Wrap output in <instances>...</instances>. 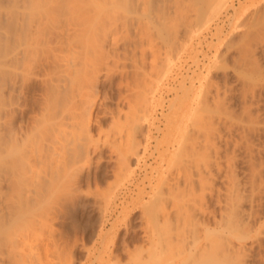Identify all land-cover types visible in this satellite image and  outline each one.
<instances>
[{
  "label": "bare ground",
  "instance_id": "obj_1",
  "mask_svg": "<svg viewBox=\"0 0 264 264\" xmlns=\"http://www.w3.org/2000/svg\"><path fill=\"white\" fill-rule=\"evenodd\" d=\"M151 1L152 0H30L31 3L30 6L22 7L24 8L23 9L24 12L25 9L29 8L28 10H30L31 8V11H28L29 12L28 19H25L22 11L21 13L18 11L20 16L18 18L17 23L15 22L16 24L14 23V21L17 19V17L14 21L13 18H10L13 17V15L6 16V18L3 17V19L0 18L2 19L0 20V22L1 23L3 22V25H1V27L4 29L2 32L3 35H1L2 41L0 40L2 45L1 51H2V62H3L2 64L3 65V72H2L3 105L1 106L2 109L1 111L3 114L2 116L3 125H2V130L0 131V148L3 150V156L1 162H3L4 173H0V180H1V174L3 176V179L8 177V173L11 169L10 163L14 160L12 159L13 158L12 155L14 154V153L12 154L13 150L18 149V151L16 152H20L19 150L21 149L22 153L30 154L31 152L32 155L33 148L35 149V147H37V150L36 152L33 153V155L35 153L36 154L33 156V159L32 157L30 159V162L31 164L33 163L32 164L33 166L29 168V170H31V168L33 169L34 167H36L37 171L39 172V174L36 173L35 175V177H38L39 180H38V184L36 182L38 187L34 186L35 189L36 188L37 189L33 194L34 195L33 198L35 199L34 202L36 204L35 207L37 209V210L34 209L33 214L36 213L37 215L36 214H34L35 216L33 214L30 215L32 216L31 218L35 217L34 219H36L35 220L36 222H34V219L30 218L29 212L27 210L26 212H28V215L27 214L25 215V216H29L28 219L31 220V222H27V224L31 225V223L33 224V222L34 224L36 223L35 226L34 224L31 225L34 226L36 229L34 230L35 233L33 231L34 240H32V238L30 239V236L29 239L26 238V240L27 239L32 240L30 243L33 244L32 246L33 254L31 255L36 260L34 261V263L36 262L37 264H72L69 255L62 249V247L60 249L59 247L60 245H58L55 237L53 236L54 234L50 232L51 230L50 219L53 211L51 209L44 207L45 206L44 198L47 197L49 194H51L54 189H57L59 187H64L65 189L66 187L69 188L75 187L77 189L81 185V181L85 179L83 172L85 170L84 165L85 162H87V160H90L89 159L90 157H88V155L91 149L96 151L101 150V148L104 147L103 145H106V143H108L109 147L111 146V148L114 147L117 148L118 145L123 144V141L121 143V140L123 138H126L125 141L126 143L124 142V145L126 146L125 148H123L124 146H122L121 148L122 153L120 151V154L124 155L120 157L122 159H119L121 160L122 163L120 164V161L117 160L119 161L117 163L120 164V168L121 167L123 168L121 169L124 171V173L120 168H118L119 169L118 173H120L121 171L120 173L121 175L124 174L125 176L126 175L130 176L133 172V169L130 167L132 166V164H130L131 161L126 162L127 158L130 157L128 154L129 152L138 153L136 149L140 144H142V141L138 139V134H141V132H145L146 134L148 132L147 127L145 125L147 124L146 120L148 118V108H149L148 107L149 98L147 95L148 92L146 91L148 89L147 78L145 76L144 78L141 77L143 79L141 81L142 93L140 92V94H138V99H136L137 100L136 102L140 108V112H137L136 115L134 116L129 115L130 113L127 114L128 118L126 119L127 120V124L125 125L126 129L125 128L122 129L123 128L122 125L118 124L120 123L119 118H117V120L114 118V125L113 124L110 125V126H114L115 128L113 130V128L111 127L112 128L111 132L113 133L112 139H110L111 133L109 131L111 128L109 127V129H107V131L109 130L108 132L104 130L105 131L104 134L106 136L104 142H102L104 136L102 135L103 136L102 140L100 139L101 137H99L100 133L102 134L103 128H101L102 130L100 129V133L98 132L99 135L98 137H95L96 134L94 135L92 131L94 129L93 116H92L93 106L97 95L95 96L92 95V93H89L88 91L90 89L87 91V87L90 86L91 81H93L94 78L93 74L95 75L99 70L98 69L97 72L95 73V69L97 68L96 64H100V63H102L103 65L107 64V61L105 59L103 63V58L105 55L104 51H106L104 50L105 45H109L108 46L110 47L109 51L111 50L114 52L115 50H117L115 49L117 47V43L119 42V41L117 42V40L120 33H122L119 32L120 31L119 29H117L119 24L120 26H124L121 28L125 29V27H127L128 30L129 29L133 30L135 32L134 34H136L135 36L137 37L138 40L136 38H133L132 41H130L131 38L129 40L127 34L122 33L121 34L122 38H123V34L124 35L126 34L124 38L125 40H127V42L129 40V43L131 42L133 43L135 42L134 41L135 39L136 41H140L137 42L139 44L145 41V39L147 42V38L150 40L149 36H151V33L148 32L150 33L149 35L146 33L145 30L149 28L148 26H150L151 24L148 23L149 22L151 23V19H153L154 17L153 15L150 14L151 11L150 13H148L149 11L146 9L148 12L144 13V11L142 12L140 9V11L143 13V15L141 16L135 13L134 14L124 13L125 15L120 14L122 16L118 18L116 17V15H111L110 13H108L109 8L111 7L112 9L114 6L123 8L127 5H131L132 7V5H134L135 3L136 6L138 7L141 6L143 7L142 9H144L146 8L147 5L148 8L150 7ZM181 2L183 3L182 5ZM24 3H26V0L23 1V4ZM174 3H176L177 5L180 4L181 8L180 7L178 8L182 10L178 8H174V9L175 10L178 9L176 10V12L178 11V15L181 12L183 20L184 18L187 20L186 22L187 24H184L182 30L180 27L178 28L177 26L179 25L177 24L179 20H180L179 22L183 21L181 20L182 17L179 16V18L181 19H179L178 21L176 20L177 25L175 23H172L177 26V29L176 28L174 29L173 35H172V31L168 30V32L170 31V34L172 35V41L176 42V39H178V36L181 33L184 32L195 33L201 28H203L206 24H208V22H210V20H212L213 17L220 12L221 8L225 3V0H176ZM122 4L123 6H121ZM129 7L130 6H128L127 8ZM131 7L128 12L135 10L133 9V7L131 9ZM174 7H176V5ZM114 9H112V11L114 10V12L115 11L118 12L115 7ZM123 9L125 10L126 8ZM137 10L138 9H136L135 11ZM251 12H253V10ZM254 12L256 13L255 15L257 16L254 18V20L248 22L247 28L244 29L245 31L243 30L244 35L242 34L243 35L242 37L245 36L248 42L252 41L253 43H255L256 44L255 46H257V48L259 47L260 49H264V5L263 7L261 6L259 10L257 9V12L256 11ZM6 14H8V12ZM176 14L177 13H175V15ZM157 15L158 14H156L155 16ZM171 15H170L171 18L176 17V16L172 17ZM250 16H252V14ZM188 17L191 18V19L189 18L190 19L189 23H188ZM171 18H169V20ZM160 20L161 17H159L157 21L159 22ZM49 23L51 25V29L47 33L46 26ZM146 23L148 24V26ZM182 23H184V21ZM13 24H15V26H13ZM143 25H146V27L148 28L144 29L145 27ZM142 26L145 32L141 30ZM116 29L119 30L118 31L119 35L117 34L118 36L116 35V31H117ZM168 29H171V27H169ZM123 30L121 29V31ZM30 31L33 32L35 31L36 34L35 36L37 37L42 36L40 38L42 41L36 39L41 42L40 43L41 46L39 45V42H36L35 40L33 41V39L37 37L34 36H32L33 38L32 37L30 38L29 36L27 37L28 32ZM133 31L131 32V35ZM12 32L13 33L15 32L13 34L15 35L14 44H13L14 41L12 42ZM33 32L30 33L32 34ZM40 33L41 35H39ZM143 33H146V35L149 36H147L146 38L144 37ZM26 37L30 38V40L32 39V41L35 42L33 45H38L36 48L34 47V49L36 50L34 51L35 52L34 55L33 53L32 54L30 53L31 51H33L32 50L33 47L32 48L29 47L31 48V51H29V48L27 47L28 49L27 51L29 52V54L33 55L34 57L33 58L34 68L36 69V67L37 68L43 67L45 69V73L43 72V75H41L42 73L40 74V72L38 71L39 72L38 74L42 76L41 78L39 76L38 77L40 78V82L43 86L42 87L43 92L41 95L43 96L42 98L43 103L40 102L42 104V108L40 107L41 111L37 113L35 111L34 115L32 114L34 113L33 111L30 114L32 116L29 115L28 117L25 116L26 111L24 107H26V105H23V107H21L20 104L23 103L20 102L19 104V102L14 99L17 95L14 96L13 94L15 93H13L12 91L15 87L14 85L15 80H13L12 78L13 74L15 75L16 78L20 77L21 80L23 78V81H25L24 79L25 75L23 76L24 73H20L19 71L16 72L12 71L13 68L12 64L16 63L14 65L17 66L18 64L20 65V63L22 62L25 63V60L28 59L26 53L27 51L25 47L29 46L31 42ZM25 40L26 42L28 41L29 42L26 43ZM149 40H148L149 43L148 45H146V48H148L149 46V48L151 49L150 51H154L152 50V46L150 47L151 40L150 41ZM23 43H25V45ZM134 44L136 47L142 44L144 45L146 43L143 42L142 44L139 45L133 43L132 45L134 46ZM31 45L32 44H30V46ZM141 47L142 46H140V48ZM137 48L138 50L140 49L139 47ZM133 49L136 50V48ZM158 49H155V52H158L159 55L161 50ZM140 50L142 51L143 48H141ZM171 50L166 51L165 49L166 54L168 52V54L171 55V53L169 52ZM131 53H133V50ZM141 54H145L144 50L143 53L141 52ZM155 54L154 56H156V58H154L155 60L152 59L154 61L152 62L151 65L152 70L150 72V75H154L156 72L159 73L160 72L159 69L163 70V67L165 66L163 64H166V68L164 67L165 69L162 75L167 76L170 70L169 61H168L170 60L169 58L170 56L168 55L166 56L165 54L166 57L165 60L164 56H162L163 58H161L160 55L158 56L157 54L156 55ZM129 55L132 56L131 54ZM31 57L29 61H31ZM134 57L137 58V56ZM117 60L118 59L116 58V61ZM135 61L132 62L134 63ZM117 63L118 62H116V64ZM106 67L108 68V64L106 65ZM111 67L109 68L111 69ZM141 67L143 68V65ZM141 67L138 71H141L142 69ZM18 70L23 71V68L22 69L18 68ZM26 71L28 70L26 69ZM30 71H28L27 73H29ZM106 71H109V69H107ZM142 72L143 71H141V73ZM158 73L155 74L157 75L156 77H158V75L160 74ZM33 74L31 73L29 75H33ZM204 75L205 74L202 75L198 73L197 81L195 80L196 78H191L192 80L191 79L189 80L191 81L190 82L191 84H189V86L185 85L183 82L184 85L181 84L182 87L180 88L181 93H179V91H176L177 94L175 95V98L171 103H169L168 106L170 110L165 112L166 113L165 124H166L167 132L171 131V127H173L172 128L173 131L175 130L174 132L177 133L176 136H174V141H175L174 152H180L184 161L185 174L183 173L184 176L182 177L183 178L182 182L193 191L197 189L196 185H199L198 188L200 189L201 192L200 193L197 191L199 193V194L196 193L198 196L195 195L193 196V198H191V195H193V193L190 195L189 192L188 194L190 195V198H188V196L186 198H181V196L179 198H172L173 195L171 198H167V197L165 198L164 196L165 194L163 195L164 198L163 200L161 199V201H164V205L163 203L161 204V206L163 205V208L161 209L163 210L161 211V213H163L161 214L163 215L162 221L164 220L165 222L168 219H170L169 217L170 212L171 211L174 212L176 227L177 230H179V233L177 234L179 235L178 237L179 239L177 238L178 240L177 246L179 247L180 250L179 258L172 259L171 261L169 260L167 263L165 262V264H264V143H263L264 113L261 107L263 102L262 97L264 94V69L262 70L259 69L257 66H253L251 72H240L239 74L237 73L236 78L238 80L241 79V81L243 82L241 90H239V93L241 91L240 95L242 96L241 97L242 111L240 112L241 114L235 113L233 108H231L230 106L228 107V105L226 106L221 104V101L219 99L221 90L218 83L215 81L217 83L215 84L214 79L212 80L211 75H210L211 77H209L208 80L204 78L205 77ZM152 78L153 77H150L151 81L154 79ZM194 80L198 82V84ZM153 82L155 84V80H153ZM89 83L90 85H88ZM93 85H94V81H93ZM21 86L19 89L16 88V90H22ZM224 92H226V90ZM224 97L226 98V96ZM120 111L121 110H119V112ZM171 113L174 114L173 117L175 118L173 122L171 121ZM15 118H20L18 123H14L13 120ZM189 121L190 123H188ZM116 124L117 126H119L118 128ZM116 134H118V136ZM119 134L122 135L121 137L122 139L120 138L119 139L120 143L117 144V142L114 141L117 139V137L119 138ZM114 143L117 144L116 145L117 147L113 145ZM116 152L119 151L116 150ZM10 155L12 158L10 157ZM10 158L12 160H10ZM241 158L244 159L250 165L249 175L247 176V178H244L246 179L245 181L243 180L241 181V179H239L238 174H236L235 172L236 169H234L235 162H237L238 159ZM138 159L139 158L135 157V160L133 161H136L138 163ZM19 162L18 163L15 162L14 165L15 164L19 165ZM122 165L125 167H123ZM13 167L16 168L15 166ZM36 168L34 169L36 170ZM44 168L46 169L45 171L46 174L42 176L40 172L41 169L45 170ZM38 169H40V171ZM17 170L19 171V168ZM35 170L33 171L34 173ZM181 172H183V170H181L180 173H178V176L176 177L175 181L173 180L171 181V179L165 177L167 178L166 180H164V182L167 184L166 185L164 183V185L167 186V189L165 188L166 189L165 192L168 194V196L169 194L172 193V188L174 183H175V189L177 186L179 187L181 181V176H179V174H181ZM14 174L15 171L13 175ZM27 176L32 179V177H30L31 175H27ZM41 176L42 179L39 178ZM217 179L221 181V183L215 185L214 181ZM85 180H87V178ZM7 181L5 183H7ZM28 184H30V182ZM115 184H113L114 185L113 188H109L110 189L109 194L113 195V197L114 195L116 196L118 189L121 187ZM186 186H184V189L187 188ZM205 187H209V189L208 188L206 189L209 190V194L211 195V198H207L206 193L202 192L205 189ZM177 190H175V192H177ZM3 192H5V190ZM13 192L15 191L13 190ZM0 194L3 195V193L1 192ZM184 194H186V192ZM5 195H3L2 197H4ZM212 195L215 198H212ZM6 196L8 197L10 195L7 194ZM10 198L12 197L10 196ZM18 199L15 198V201L16 202L20 201V198ZM111 199L114 200L115 198H111ZM106 200H108V198ZM140 200L141 198H135L133 200V203H135L136 201L138 202ZM6 201L8 202V199H6ZM9 202H12V204L16 203L14 202L13 199L12 201L9 200ZM160 203L161 202H159V204ZM7 204L8 205H6L5 203L6 205L5 207L8 206L7 208L10 209L12 204L11 203H7ZM9 204L11 205L10 207ZM17 204L18 203L13 205L15 209L13 207H12L13 209L11 208L14 212L11 211L7 213L8 215L11 213L10 214L11 216L14 213V215L12 216L13 218L11 216H7L11 218L10 221L12 219L16 220V218H18L17 219L18 221H20L22 218L23 220L26 219L22 215L23 217H21V219L19 220L21 216L20 213L24 212L26 207H24L25 206L24 205L23 207H21L22 208L21 209L18 207L19 205ZM16 205L19 208L18 211L16 209L17 207H15ZM147 207L148 206H146V208ZM2 208L3 207L1 206L0 211L4 209ZM6 210L8 212V209ZM150 210L154 212L156 209H154L153 211V208L152 209L150 208ZM150 210L146 209V211H148L147 214H149ZM122 212H125L127 215L129 209H127V207L124 206L122 208ZM122 212L120 211V213ZM173 212H171L172 215ZM16 213L19 214V216L18 215L16 216L15 215ZM1 215L2 214L0 213V217H2ZM99 215H101V212ZM145 216L142 217L145 218ZM148 216H146L147 219L145 221V224H147L148 228L147 227L145 228L144 226V230L147 229L146 232L144 231V233H146L147 235V240H149L150 244H152V243H156L155 240L156 232L154 226H156L155 224H159V223H157L158 221L156 222L155 220L156 218L154 219L155 220L154 223L152 221L153 218L149 216V218H152L150 220ZM153 217L155 216L153 215ZM116 221H114V225L117 224ZM4 222L5 220L3 221V223L0 222V225L2 223L1 225L2 228H4L3 227L5 225ZM8 223L14 224V222H9V221ZM171 223H173V220ZM174 225L175 224H173L172 226ZM9 226L12 227L11 224ZM9 226H8L9 229L7 230H10L11 227ZM6 227L7 226L5 225V228ZM2 228L0 229L2 231L1 236H3L4 234L3 232H5L2 230ZM21 230L23 231V228H20V231ZM5 235L7 234L5 233ZM10 235H7V239H10L9 242L12 241L14 243L15 241L11 239ZM28 235H32V234H28ZM157 236H158V232H157ZM24 237L26 236L24 235ZM0 238L1 239L3 238L4 239L3 241L6 240L5 239L6 237L5 238L0 237ZM106 240H107L106 237H104V241ZM22 241L23 244L25 241L24 239ZM1 243L2 242L0 241V245ZM5 244L1 245L0 248L3 247ZM10 244H7V246ZM8 248L6 247L5 249L9 251ZM32 248L30 249L32 250ZM1 249H2L1 251H3V248ZM103 249L100 250L99 248L100 251L99 252L97 251L98 253L94 256V260L96 262L95 264H103L109 261L108 258L111 257V255L107 253V256L108 255L109 256L107 257V260H104V254L106 253H103ZM154 249L156 250L155 247ZM11 251L9 252L12 253ZM27 251L30 252L29 249ZM16 255H21V254H16ZM169 256L170 255H168V257H165V259L172 257ZM9 258H12V262L14 261L13 256L12 257L10 256ZM27 258H29V254ZM163 260L161 261L162 264L164 262ZM19 261L21 260H18V263ZM155 262L152 261L151 263H155ZM161 262L159 261L156 263L159 264Z\"/></svg>",
  "mask_w": 264,
  "mask_h": 264
},
{
  "label": "rangeland",
  "instance_id": "obj_2",
  "mask_svg": "<svg viewBox=\"0 0 264 264\" xmlns=\"http://www.w3.org/2000/svg\"><path fill=\"white\" fill-rule=\"evenodd\" d=\"M23 1H25V0H2V1H0V18L3 19V17L6 18V16L13 15V17H10V18H13V21H14L17 17V19L14 21V23L15 22L17 23L18 18L20 16L19 12L21 13V11H22L25 19H28L29 18V12L28 11H31V8H30V10H28L29 8L25 9V12H24V10H23L24 8H22V7L23 6H30L31 3H30V0H26V3L23 4ZM175 1L176 0H162V1L161 0H152L150 3L151 5L149 4L150 7L148 8V5H147L146 8H144V9H142L143 7H141V6H139V7L136 6L135 3L133 2L134 3V5H132L133 9H135V10L138 9V10L137 11L132 10L131 12H128L130 10L131 5H127V6L123 7V8H126L125 10L122 7L114 6L118 12H116V11L114 12V10H115L114 7L112 8V9H114L113 11H112L111 7L109 8L110 11L108 10V13H110L111 15H116V17H118V18H120V16H122L120 14L125 15L124 13H133V14L135 13V14H138L141 16V15H143V13H142L143 11H144V13H146L148 11H149L148 13H150V11H151L150 14L154 16L153 19H151V23L150 22L148 23L151 25L148 26V24L146 23L149 28L146 27V25H143L145 27L144 29L148 28L145 30L146 33L149 35L151 33V36L146 35V33H143L144 37L147 38V36H149L151 41L147 38V42H146V39H145V41H143L146 44L143 45L142 44L143 42H142V43H139L142 45H139L137 42H140V41H136L134 39L135 42H133V43H136V45H139V46L135 47V44L133 46L132 45L133 43L132 42L129 43V40H130V38H131L130 41H132L133 38L137 39V37L135 36L136 34H134L135 32L133 30H130V29L128 30L127 27H125V29L121 28L124 26H120V24H119L120 27L118 26L117 29H119L120 31L116 29L117 30L116 35L118 34V31L122 32V33H126L127 37L129 38L128 42L124 38L126 34L125 35L123 34V38H122V36H121L122 33H120V35L118 34L119 37L117 40V42L118 41L119 42L117 43V47L115 48L117 50H115L114 52L111 50L109 51V48H110V47H108L109 45H105L104 50H106V51H104L105 55L103 58V63L106 60L107 64H108V68L106 67L107 64L103 65L102 63H100L102 66L100 64H96L97 68L95 69V73L97 72L98 69L101 71L98 70V72L95 75L93 74L94 85H93V81H91V85H90V83L88 84L90 86L87 85L88 86L87 91L90 89L88 91L89 93H92V95H95V96L97 95L94 106H93V115L92 116H93V128L94 129L92 131H93L94 135L96 134L95 137H98L99 136L98 132L100 133V129L103 128V130L101 129L102 134L100 133L99 137H101L100 139L102 140V137L104 136L103 141H102V142H104V139H106L104 132L107 131V129H109V127L110 128L112 127L113 130L115 129L114 126H110L112 124L114 125V118L116 120H117V118L120 119V123H118V122H116V123L122 125L123 128L120 126L122 129H124L126 127L125 126L127 124L126 119L128 118L127 114L130 113L129 115L134 116V115H136L137 112H140V108L136 102L137 101L136 99H138V94H140V92L142 93L141 81L143 80L142 78H144V76H145L147 78V82H148V84H147L148 89L146 91L148 92L147 95L149 98L148 99V101H149L148 118L146 120L147 124H145L148 132L146 133L147 135L145 134V132H141V134H138V139H140L142 141V144H140L138 146V148L136 149L138 153L129 152V154H128L130 157L127 158L126 162L131 161L130 164H132V166H130V167L133 169V172L130 176L129 175L125 176L124 174L121 175L120 174L121 171H120V173H118L119 172L118 168H120V164L122 163L121 160H119V159H122L120 157L124 156V155L120 154V151L122 153V149H121L122 146H124L123 148H125V146H126V145H124L126 138L122 139L121 138L122 135H120V134H119V138H118L117 137L118 134H116L117 135L116 137L118 140L115 138L116 140L114 142H117V144H119L120 138L122 139L121 143L123 141V144L118 145V147L116 146L117 144H115V143L113 144L117 148H115V147L111 148V146L109 147V144L106 143V145H103L104 147L101 148L102 152H101V150L96 151V150L91 149V151L89 152V155H88V157H90L89 158L90 160H87V162H85V165H84L85 170L83 171L85 179L87 178V180L83 179L81 181V185L77 189L75 187H73L74 189L72 187H70L72 189H70L69 187H66V189H67V191H66V189L64 187H59L57 189H54L51 194H49L47 197L44 198V205H45L44 207L51 209L53 211L51 219H50V225H51L50 232L52 234H54L53 236L55 237L58 245H60L59 246L60 249L62 247V249L69 255V257L72 261L71 262L72 264H95L96 262L94 260V256L103 248H104L103 253H106V254H104V260H107V257L109 255H111V257L108 258L109 261L105 262L103 264H110L111 262H112L111 264H150L152 261L153 262H155V261L161 262L163 259H165V257H168V255H170L169 257L172 256L171 258L163 260L164 261L163 264H165V262L167 263L169 260L171 261L172 259L180 257L179 256L180 250H179V247L177 246V244H178L177 238L179 237V235H177V234L179 233V230H177V227H176L175 215H174V212L171 211V212H173V215L170 212V216H169L170 219H168L165 222H164V220L162 221L163 215H161V214H163V213H161V211H163V210H161V209L163 208L164 201H161V199L163 200L164 196H165V198L166 197L171 198L172 195H173L172 198H179L180 196H181V198H186L187 196H188V198H190V195L192 193H193V195H191V198H193V196L199 194L198 192H200V189L198 188L199 185H196L197 189H195L194 190L195 192H194L193 190L188 188L182 182L183 181L182 177L184 176L183 173L185 174V166H184L183 157L180 154V152H174V149H175L174 136H176L177 133L174 132L175 130L173 131V129H172L173 127H171V131L167 132L166 124H165L166 123V118H165L166 113L165 112L170 110L168 108L169 103H171L173 101V99L175 98V95L177 94L176 91H179V93H181L180 88L182 87L181 84H183V82L185 85L189 86V84H191L190 83L191 81H189V80L191 78H196L195 80L197 81V75H198V73H200L202 75L205 74L204 78L206 80H208V78L212 76V80L214 79V82L216 81L218 83L220 90H221L220 98H219L221 101V104L226 105V106L228 105V107L230 106L231 108H233L235 113L241 114L240 112L242 111V98H241L242 96L240 95L241 91L239 93V90H241L243 82L241 81V79L238 80L236 78L237 73L239 74L240 72H251L253 66H257L259 69H262V70L264 69V49H260L259 47L257 48V46H255L256 45L255 43H253L252 41L248 42V40H246L245 36L242 37L244 35L243 30L247 28L248 22L251 20H254V18L257 16V15H255L256 13L254 11L257 12V9L259 10V8H261V6L263 7L264 0H225V3L223 5V7L221 8L220 12L217 13V15H215L213 17V19L210 20V22H208V24H206L203 28H201L200 30H198L195 33L194 32L193 33L192 32L191 33L190 32H186V33L180 32L181 34L178 36V39H176V42H173L172 41V35L174 32V29L175 28L177 29V26H178V28L180 27L182 29L184 27V24H187L186 23L187 20L185 18L183 20L181 12L179 13V15H178V11L176 12V10L180 9L181 7H180V4L177 5L176 3H174ZM170 3L171 4L173 3V4L171 5ZM168 4H169V6H168ZM182 4L183 3L181 2V5ZM173 5L174 6L176 5V7H174ZM121 6H123V4ZM128 6H130V7L127 8ZM132 7H131V9H132ZM171 7L173 8V11H172ZM178 7H180V8H178ZM174 8H178V9L175 10ZM140 9L142 12L140 11ZM251 9L253 10V12H251L252 11ZM180 10H182V9H180ZM7 12H8V14H6ZM114 13H116V14H114ZM155 13L160 15V16H158V15L155 16L156 15ZM171 13H172V15H171ZM175 13H177V14L175 15ZM251 14H252V16H250ZM161 15H163L164 17ZM170 15L172 17H175V16L176 17L171 18ZM179 16L182 17V19L179 18ZM159 17H161V20L159 21L161 23H159L157 21L159 19ZM249 17H252V18H249ZM169 18H171L170 20H172V19L173 20L170 21ZM189 18L190 17H188V23H189V20L191 19V18L190 19ZM2 19H0V20H2ZM179 19L183 20L184 23H182L183 21L179 22L180 21ZM176 20L177 21L179 20V21L177 22ZM13 21H12V23H13ZM176 22L179 25H177ZM172 23H175L177 26L172 24ZM15 24H13V26H15ZM1 25H3V22L2 23L0 22V32L2 33L4 29L1 27ZM143 26H142L141 30L143 32H145L143 29ZM169 27H171V29H168ZM172 27H174V28H172ZM50 29H51V25L49 23L46 26V32L48 33ZM121 29L122 30L124 29V30L121 31ZM168 30L172 31V35L170 34V31L168 32ZM132 31H133L132 35L134 34L133 36H135V37H133L131 35ZM240 31H241V34H240ZM30 32H33V31H30ZM30 32H28L27 37L28 36L30 38L32 36L37 37V36H35L36 35L35 31L32 34ZM148 32H150V33H148ZM1 33H0V36L3 35V33L2 34ZM14 33L12 32V42L14 41L13 44L15 43V38H14L15 35H13ZM39 35H41V33ZM128 35H131L132 37L128 36ZM41 37L38 36L37 38H34L33 41L35 40L36 42H39V45H40L41 42L39 40H41L40 39ZM1 38H2V36L0 37V40L2 41ZM30 38H27V39L30 40ZM128 38H126V39H128ZM36 39H39V40H36ZM179 39L181 40V43H180ZM148 40L151 43L150 47L152 46V50H154V51H150L151 49L149 48V46H148V48H146V45H148V43H149ZM1 41H0V131L2 130V125H3L2 124L3 123V120H2L3 114L1 111L2 110L1 106L3 105V103H2L3 102V96H2L3 95L2 94V72H3V65L2 64H3V62H2ZM33 41L31 39L30 44H32V45L30 46V44H29V46H26L25 49L27 51L28 50L27 47L28 48L33 47L32 48L33 51H31V48H29V51H31L30 53L31 54L33 53V55H34V53H35L34 51H36L34 49V47L36 48L38 45H33L35 43ZM25 42H26V40H25ZM28 42H26V43H28ZM174 43H177V44H174ZM23 44L25 45V43H23ZM36 44H38V43H36ZM129 44H131V45H129ZM153 44L156 46H154ZM171 44H173V45H171ZM126 45H128V46H126ZM140 46H142L141 48H143L145 54H141V52L143 53V50L142 51L140 50L141 49ZM169 46L171 47V49L173 46V49L171 50ZM129 47L133 50V53H131L132 50ZM137 47H139L140 49L138 50ZM133 48H136V50ZM145 49H146V51H145ZM155 49L161 50V52L159 51L160 52L159 55L161 58H163L162 56H164V59L166 58L165 57L166 51L171 50V51H169L171 53V55L168 54V52L166 54V56L167 55L170 56L169 57L170 60H168L170 70H169L167 76L162 75V73H164V69L166 68V64H163V65H165L164 66L165 68L163 67V70L159 69L160 74L158 72L155 73V74H157V73L159 74L158 77H156L157 75H155V74L150 75V72L152 70L151 69L152 62L155 60L154 58H156V56H154V54L156 53L158 55V52H155ZM165 49H166V51H165ZM162 51H163V53H162ZM119 52H120V54H119ZM26 53H27L28 59L25 60V63L22 62V63H20V65L18 64L17 66H15L14 64H16V63H14V64H12L13 68H12V66H11V68H12V71H14V72L19 71L20 73H24L23 76L25 75V78H24L25 81H23V78L21 80L20 77H17L18 78L17 79L14 74L12 75L13 80H15L14 81L15 87L12 91H13V93H15V94H13L14 96L17 95L14 99L16 101H18L19 104H20V102L23 103V104H20L21 107H23V105H26V107H24V109L26 111L25 116L28 117L31 114V112H33V111H34V113H32L33 115L35 114V111H36V113L41 111L40 107L42 108L41 103H43V99H42L43 96H41L42 92H43V88H42L43 86L40 82V78L42 77L41 75H43V72L45 73V69L43 67H41V68L36 67V69H35L34 65H33L34 64L33 55L29 54L28 51ZM125 53H127V54H125ZM151 53H154V54H151ZM129 54H131L132 56H130ZM112 55H113V57H112ZM134 56H137V58ZM30 57H31V61H29ZM116 58L118 59L117 61H116ZM152 59H154V60H152ZM131 60L132 61L136 60V61L133 63ZM26 61H27V63H26ZM115 61L118 63L116 64ZM112 63H115V64H112ZM140 64L143 65V68L141 67L142 65H140ZM98 65H99V68H98ZM196 65H197V67H196ZM104 67L109 69V71H106L107 69ZM109 67H111V69ZM140 67L142 68L141 71H143L142 72L143 74L141 73V71H138L140 69ZM18 68L19 69L23 68V71L18 70ZM24 69H25L26 73L24 72ZM26 69L28 71H30V70L31 71L29 73H27L28 71H26ZM34 71H36V72H34ZM38 71L40 72V74L41 73L42 74L41 75L38 74L39 73ZM31 73L32 74L35 73V74L29 75ZM36 74H38V75H36ZM160 75H161V78H160ZM150 77L154 78V79L153 78L152 79L155 80V84H154L153 80L151 81ZM33 81H35V82H33ZM22 82H25V83H22ZM216 82H215V84H217ZM196 83L198 84V82H196ZM16 84H17V86H16ZM21 85H24V86H21ZM20 86H21L22 90H16V88L19 89ZM225 90H226V92H224ZM231 90H233V91H231ZM40 92H41V94H40ZM224 96H226V98ZM228 100H230V101H228ZM262 101L263 102H262L261 107H262V111L264 113V104H263L264 103V94L262 97ZM119 110H121V111L119 112ZM173 115L174 114L171 113V121L172 122L175 119L173 117ZM30 116H32V115H30ZM19 120H20V118H15L13 121H14V123H18ZM94 121H95V123H94ZM188 123H190V121ZM116 126H117V124H116ZM118 127L119 126H117V128ZM112 128L110 129V131L108 130L111 133L110 139H112V134H113L111 132ZM96 130H97V132H96ZM263 140H264V137H263ZM263 143H264V141H263ZM113 145H112V147H113ZM119 147L121 150L119 149ZM33 150H32V155H31V152H30V154L22 153L21 149L19 150L20 152H16V151H18V149L13 150L12 154L13 153L14 154L13 155L11 154L13 156V158L11 157V155H10V157L16 161L13 160L10 163L11 169L8 173L7 178L3 179V176L1 174V180L2 181L0 180V192L3 193V195H5V192H6V195L7 194L10 195L12 198H10V196L7 197L6 195L4 197H2L3 195L0 194V203L4 202L3 203L4 205L3 204H0V205L4 209L5 208L8 209V212L6 209L4 210L3 208H2L3 212L0 211V213L2 214L1 216L3 217V215H4V217H5V219H4V217L3 218L0 217V222L3 223V221L5 220L4 223L7 226L5 228V225H4L3 226L4 228H2V226H1L2 223L0 225L2 230L5 231V232H3L4 233L3 236H1L2 231L0 230L1 231L0 237H4V238L6 237L5 241H3L4 240L3 238L2 239L0 238V241L2 242L1 245L6 243L3 247H1V248H3V251H1L2 249L0 248V256H1L0 257V264H25V263L29 264L30 262H31L30 264L36 263V262L34 263V261H36L35 258H33L31 255V254H33V248H32L33 244L30 243L32 240H34V233H35L34 230H36L34 227L36 225V223L34 224V222H36L35 221L36 219H34L35 217L31 218L32 216H30V215H32L34 212V209H36V207H35L36 204L34 202L35 199L33 198V196H34L33 194H34L35 190L37 189V188L35 189V187L36 186L38 187L37 184H38V180H39L38 177H35L36 173L39 174V172L37 171V168L34 167V168H36V170L34 168L33 169L31 168V170H29V168L31 166H33L32 165L33 163L31 164L30 159H31V157L33 159V156L36 154L35 153L33 155V153L36 152L37 147H35V149L33 148ZM116 150L119 152H116ZM136 154H137V156H136ZM2 156H3V150L0 148V169H1L0 173H4L3 162H1ZM135 157L139 158L138 163L136 161H133V160H135ZM11 158H10V160H12ZM117 160L120 161V164L117 163V162H119ZM17 161L18 162L20 161L19 165L17 164L18 166L16 164L14 165L15 162L18 163ZM177 161H178V163H177ZM21 162H22V165H21ZM174 162L177 164H175ZM117 164H118V166H117ZM124 165H125V163H124ZM234 165H235L234 169H236L235 172H236V174H238L239 179H241V181L242 180L245 181L246 179H244V178H247V176L249 175V171H250L249 163H247L244 159L241 158V159H238V161L235 162ZM13 166H15L16 168H14ZM20 166H21V168H20ZM123 167H125V166H123ZM18 168H19V171L17 170ZM22 168L24 169V171ZM34 170H35V173L33 172ZM38 170L40 171V169H38ZM181 170H183V172H181V174H179V176H181L180 185H179V187L177 186L175 189V183H174V185H173L174 189L172 188V193L169 194V196H168V194L165 192L167 189V186H166L167 184L164 182V180H166L168 178V179H171V181L172 180L175 181L176 177L178 176V173H180ZM11 171L13 173L15 171V174L13 175V173ZM26 171H28V172H26ZM45 171H46V169L45 170L41 169L40 173L42 176L46 174ZM116 171H117V173H116ZM30 172H31V174H30ZM122 172L124 173L123 170H122ZM116 174H117V177H116ZM27 175H31L30 177H32V179L29 178ZM118 175H119V178H118ZM42 176L39 178L42 179ZM120 176H121V178H120ZM165 177H167V178H165ZM6 181H7V183H5ZM29 182H30V184H28ZM36 182H37V184H36ZM115 182L117 185H119L121 187L118 189L116 196L114 195V197H113V195L109 194L110 193L109 188H113L114 187L113 184H115ZM164 183L166 185H164ZM220 183H221V181H219L218 179L214 181L215 185L216 184L218 185ZM163 185H164V187H163ZM184 186H186L188 189L186 187L185 188L187 190L184 189ZM206 188L209 189V187H205V189H204L205 191L203 190L202 192L206 193L207 198H211V195L209 194V190ZM4 190H5V192H3ZM13 190L15 192H13ZM55 190H56V192H55ZM175 190H177V192H175ZM10 191H12V192H10ZM107 191H108V193H107ZM178 191H180V192H178ZM163 192H165V193H163ZM185 192L187 195L184 194ZM188 192L190 195L188 194ZM181 194H183L184 196ZM16 196H18V197H16ZM197 196H196V198H197ZM15 198H17V199L20 198L21 202L20 201L16 202ZM107 198H108V200H106ZM109 198L110 199L115 198V199L110 200ZM135 198H141V200L133 203V200ZM212 198H215V197L212 195ZM6 199H8V202L6 201ZM12 199L14 200V202L18 203L17 205H19L18 206L19 208L23 207L24 205H25L24 207H26L25 211L22 212L24 214L19 212L21 215L19 220L23 216L26 218L24 220L22 218L21 219L22 221L20 220L21 222L17 220L18 218H16V220L12 219L10 221L11 218L7 217V216H11L10 215L11 213L9 215L7 213H9L11 211L14 212L12 209L14 208L13 205H15L16 203L12 204V202H9V200L12 201ZM106 201H108V202H106ZM159 202H161V203L159 204ZM5 203H6V205H8L7 203H11L12 206L9 204V207L11 206L10 209L12 207L13 208L10 210L9 208H7L8 206L5 207L6 206ZM19 203H22V204H19ZM162 203H163V205L161 206ZM17 205L15 207H17ZM1 206H0V210H1ZM101 206H102V208H101ZM124 206H126L127 209H129V212L127 213V215L125 212H122V208ZM146 206H148V207L146 208ZM18 207L16 208L17 211L19 209ZM157 207H159V208H157ZM145 208L147 210L148 209L150 210V208L151 209L153 208V211H154V209H156L157 211L155 210L154 212H152V210H150L151 212L149 211V214H147L148 211H146ZM26 210L29 212L30 218L34 219V222H33L34 226H31V225H33L32 223H31V225L27 224V222H31V220L28 219L29 216H25L26 214L28 215V212H26ZM119 210L122 213H120ZM20 211H22V210H20ZM100 212H101V215H99ZM34 214H36V213H34ZM124 214H125V216H124ZM13 215H14V213H13ZM15 215L19 216V214H17V213ZM145 215L151 216L153 218L152 221L154 223H155V220H156V222L158 221L157 223H159V224H155L156 226H154L155 232H156L155 233L156 243L150 244V241L147 240L146 233H144V231L146 232V230H147V229L144 230V226H145V228L147 227V224H145L147 217ZM153 215L155 217H153ZM142 216H145V218ZM149 216H148V218H149ZM6 217L9 219H7ZM157 217H159V218H157ZM171 217H173V218H171ZM152 218H149V219L151 220ZM6 219H7V221H6ZM172 220H173V223H171ZM8 221L14 222V224L8 223ZM15 221L17 222V224ZM114 221L117 222L116 225H114ZM22 222L24 223L25 227L23 226ZM10 224L12 225V227L9 226ZM173 224H175V225L172 226ZM158 225L160 226V228ZM8 226L11 227L10 230H7V229H9ZM27 226L29 229L27 228ZM32 227H34V228H32ZM13 228H14V231H13ZM20 228H23V231L21 230L22 232L20 231ZM158 230H160V231H158ZM33 231H34V233H33ZM157 232H158V236H157ZM5 233L7 235L11 234L10 237L15 242L14 243L12 241L9 242L10 239H7V235H5ZM28 234H32L33 236L28 235ZM17 235H18V237H17ZM24 235L26 237H24ZM29 236H30V239L32 238V240H28ZM104 237H106V239H107L106 241H104ZM26 238H28V239L26 240ZM21 239L22 240L24 239V241H25L23 244H22L23 241ZM27 241H28V243H27ZM11 242L13 243V245ZM100 243H101V245H100ZM7 244H10V245H8L9 248H8ZM21 244H22V246H21ZM5 246L9 249V251H11L13 249L11 251L12 253H10L8 250H6ZM15 247H16V250H15ZM23 247H24V249H23ZM154 247L156 248V250L154 249ZM30 248H32V250ZM99 248H100V250H99ZM25 249H27V250L29 249L30 252L25 250ZM2 252H4V253H2ZM107 253L109 254L108 256H107ZM161 253H163V254H161ZM4 254H5V256H4ZM13 254L15 255V257ZM16 254H21V255H16ZM28 254H29V258H27ZM10 256L11 257L13 256V259H14L13 262H12V258H9ZM24 259H26V260H24ZM18 260H21V261H19V263H18ZM22 261H23V263H22ZM155 263H151V264H155ZM156 264H158V263H156ZM159 264H162V262Z\"/></svg>",
  "mask_w": 264,
  "mask_h": 264
}]
</instances>
